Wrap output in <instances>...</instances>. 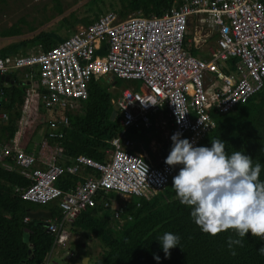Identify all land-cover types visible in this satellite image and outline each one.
Masks as SVG:
<instances>
[{
	"label": "built area",
	"instance_id": "obj_1",
	"mask_svg": "<svg viewBox=\"0 0 264 264\" xmlns=\"http://www.w3.org/2000/svg\"><path fill=\"white\" fill-rule=\"evenodd\" d=\"M190 28L193 38H188ZM212 39L215 47L206 51L203 46ZM102 45L107 53L101 58L98 50ZM189 46L198 50L197 56ZM231 59L240 60L245 70L230 67ZM17 71L34 84L32 92L45 90L40 93V112L45 116L47 134L54 139L64 137L68 114L77 104L76 98L84 96L93 74L103 71L113 78L137 80L144 88H127L112 99L122 130L112 140L107 160L97 162L80 155L68 165L24 172L34 183L21 192L22 199L36 204L56 201L61 210L60 218L46 221V232L55 240L39 263L54 264V249L64 248L69 241L67 227L100 194L103 209L110 213V227L120 230L127 218L131 220L125 214L131 199L148 201L169 183L178 165L168 166L162 158L154 168L151 160L135 151L137 143L125 136L129 128L142 125L157 130L161 125L168 127L169 138L179 132L181 138H196L195 142L189 140L196 146L201 135L213 127V113H229L264 90V0H176L160 16L135 14L126 19L105 11L49 49L41 43L28 45L0 58V75ZM162 111L167 119L154 121ZM0 118L7 120L8 116L0 112ZM34 159L35 152L30 154V162ZM85 167L100 176L84 178L68 192L56 186L65 172L75 175ZM121 198L120 205L117 200Z\"/></svg>",
	"mask_w": 264,
	"mask_h": 264
},
{
	"label": "trees",
	"instance_id": "obj_2",
	"mask_svg": "<svg viewBox=\"0 0 264 264\" xmlns=\"http://www.w3.org/2000/svg\"><path fill=\"white\" fill-rule=\"evenodd\" d=\"M53 1L60 12L59 0ZM127 1L120 7L121 19L131 14L160 16L176 0ZM6 2L0 0V4ZM68 22V19L62 20L65 25ZM26 23L21 19L9 29L0 31V36H20L24 33L20 24ZM58 42L61 41L56 31H40L32 38L1 49L0 58L13 55L28 45L41 43L49 49ZM105 48L102 45L98 50L101 58L106 56ZM188 48L193 54L198 53L193 47ZM229 65L232 68L243 67L238 59H231ZM7 77L8 82L0 75V110L8 116L0 126V144L4 150L0 153V264H39L50 252L55 236L46 232L45 220L25 221L26 214L43 210L50 212L52 218H60L61 210L56 201L36 204L22 199L21 192L34 183L24 172L52 165H68L71 159L80 155L97 162L107 160L112 151L111 142L122 130L120 115L111 120L114 110L112 99L119 93L110 91V86L102 81V75L93 74L87 81L84 96L76 98L75 111L68 114L69 123L64 137L54 139L46 133L40 144L32 148L35 135L45 126V116L40 112V93L45 90L32 92L34 84L25 80L23 72L17 71ZM212 118L213 127L201 135L196 146L210 147L211 139H221L225 142L226 152L242 150L254 162L259 160L264 165V90L229 113H213ZM125 136L146 144L151 140L148 130L141 125L129 128ZM163 149L169 152L170 144L163 142ZM34 152L35 159L31 163L30 154ZM180 167L174 168L167 186L153 198L148 201L131 199L127 203L125 214L131 216V220L127 218V223L120 230L109 225L110 213L103 209V194L78 216L73 223L74 232L95 237L104 247L96 264H157L154 255L160 257L158 264H264V256L257 252L264 244L259 238L246 233L243 246L234 245L235 255H231L225 243L229 236L235 238L231 229L209 235L192 222L189 208L180 204L171 187L172 177ZM99 176L96 170L85 167L79 174L65 172L56 186L68 192L84 178ZM259 179L264 180V167ZM165 232L180 237V247L171 248L167 258L156 240ZM25 234L28 235V243L24 242ZM29 250H32L31 254Z\"/></svg>",
	"mask_w": 264,
	"mask_h": 264
},
{
	"label": "clouds",
	"instance_id": "obj_3",
	"mask_svg": "<svg viewBox=\"0 0 264 264\" xmlns=\"http://www.w3.org/2000/svg\"><path fill=\"white\" fill-rule=\"evenodd\" d=\"M170 140L164 163L181 166L171 187L180 204L189 208L192 222L209 235L231 229L235 238L229 236L225 242L231 255L234 245L243 246L246 233L264 241V180L259 179L264 165L242 150L226 152L221 139H211L210 147L194 146L176 132ZM156 240L165 258L171 248L180 247L179 235L171 232ZM257 252L264 256V244ZM153 258L158 264L160 257ZM81 264H86V257Z\"/></svg>",
	"mask_w": 264,
	"mask_h": 264
},
{
	"label": "rangeland",
	"instance_id": "obj_4",
	"mask_svg": "<svg viewBox=\"0 0 264 264\" xmlns=\"http://www.w3.org/2000/svg\"><path fill=\"white\" fill-rule=\"evenodd\" d=\"M128 2L127 0H59L61 9L59 12L53 0H7L6 4H0V31L9 29L21 19H24L27 23L20 24V27L24 31L20 36L7 38L0 36V50L18 44L22 40L32 38L40 31H56L59 34V41H62L72 33L80 31L83 27H86L87 24L98 19L105 11H113L119 17L122 10L120 7ZM132 15L135 14H131L130 16ZM63 19L69 20L67 25L62 23ZM193 25L192 23V27ZM193 35V28H190L189 38H193ZM214 47L215 39L209 40V42L203 46L206 51ZM195 55L197 56V54ZM243 68L244 67H241V69ZM244 70L245 68L243 71ZM98 73L102 74L103 82L106 86H110V91L114 94H121L122 90L125 88H138L139 81L128 79H117L115 84L116 87L113 88L112 85L115 79H112L111 76L103 71ZM75 109L76 106L71 108V113H73ZM5 122V118H0V126ZM46 133L47 129L45 127L39 130L33 139L31 147L35 148L37 144H40ZM156 139L158 141L157 143H162L164 142L163 140H165L162 139L161 136H157ZM187 139L192 140V142L196 141V138ZM156 147H158V145ZM158 162L160 164V160ZM157 163L155 164L153 162L154 168L159 165ZM117 201L120 205L123 204L122 198ZM67 230L70 233L69 241L65 244L64 248L57 246L54 249L52 256L54 264H74V262L81 261L83 257H88L89 259L86 264H96L104 252L101 241L95 237H89L84 232L75 233L73 226H68Z\"/></svg>",
	"mask_w": 264,
	"mask_h": 264
},
{
	"label": "crops",
	"instance_id": "obj_5",
	"mask_svg": "<svg viewBox=\"0 0 264 264\" xmlns=\"http://www.w3.org/2000/svg\"><path fill=\"white\" fill-rule=\"evenodd\" d=\"M88 25H86V26H88ZM115 84H116V82H114V84L112 85L113 88L116 87ZM125 89H123V90H125ZM135 89L138 90V91H141L144 88L138 86V88H135ZM120 96H121V94H119V96H117V97H114V99L118 98ZM117 115H120L119 110H118ZM166 119H167L166 111H162L157 117H154V121H157L158 123H161V122H163ZM139 126L140 125H137V126H134V127L135 128H137V127L139 128ZM145 129L148 130V135H149V137H151V140L149 141L148 144L143 143V142H136L137 146H135V151L138 152L139 154L143 155V156H146L149 160H151L152 162H154L156 164L160 159L166 158L164 156V154L168 153V151L166 152V150L163 149V142L162 143H157L158 142L157 139H156L157 136H161L162 139H165V140H163L164 142H167L168 144L171 145V140L166 134V131H167L168 127L163 128L160 125V126L157 127V130L148 129V128H145ZM157 145H158L159 148L156 147ZM157 164H159V162ZM75 263L76 262H74V264Z\"/></svg>",
	"mask_w": 264,
	"mask_h": 264
},
{
	"label": "water",
	"instance_id": "obj_6",
	"mask_svg": "<svg viewBox=\"0 0 264 264\" xmlns=\"http://www.w3.org/2000/svg\"><path fill=\"white\" fill-rule=\"evenodd\" d=\"M2 77H5V76H2ZM112 79H114L112 77ZM6 81L8 82L9 81V77H6ZM103 81V79H102ZM116 82V81H115ZM38 88V87H37ZM117 107H114V110H113V113L111 115V120H114L117 116ZM26 216L29 218V219H32V220H36V219H42V220H45V221H48L52 218V214L50 212H46V211H43V210H38V211H35V212H27ZM47 223H45V227H46ZM24 242L28 243V235H24ZM32 250H29V254H31ZM84 258V257H83ZM82 258V259H83ZM81 259V261H82ZM88 257H86V263L88 262ZM81 261L75 263V264H81Z\"/></svg>",
	"mask_w": 264,
	"mask_h": 264
}]
</instances>
